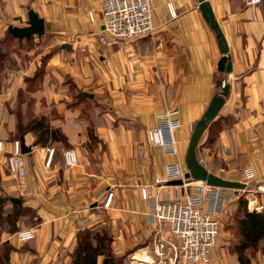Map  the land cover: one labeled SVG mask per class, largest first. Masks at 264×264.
Segmentation results:
<instances>
[{
  "label": "crops",
  "instance_id": "obj_1",
  "mask_svg": "<svg viewBox=\"0 0 264 264\" xmlns=\"http://www.w3.org/2000/svg\"><path fill=\"white\" fill-rule=\"evenodd\" d=\"M206 1L227 43L228 74L218 70L222 54L198 0H149L153 34L109 46L97 39L103 0H0V37L9 26L26 25L30 9L44 20L45 46L40 48L47 55V76L33 96L39 106L46 102L43 111L37 109L42 114L52 109L58 114L50 123L66 135L77 157V163L68 166L62 157L67 148L34 145V134L27 133V189L22 196L0 159V195L20 198L39 218L34 238L26 243L9 240L6 230L0 233V245L7 240L15 248L25 244L11 252V264H67L76 232L103 226L112 232L115 252L131 249L137 255L149 250V257L152 199L142 198L141 186H148L150 196L160 200H182L193 189L156 185L154 179L168 163L185 166L193 126L219 91L218 80L229 84V94L212 120L221 118V126L211 140L207 126L196 157L209 172L246 183L248 192L264 185V0ZM168 3L175 18L169 16ZM28 62L35 70L38 60ZM71 83L90 94V109L81 100L77 104ZM82 108L87 116H81ZM172 108L178 110L180 121L175 130L179 151L167 154L147 141L146 131L159 113ZM5 142L7 155L12 141ZM50 147L56 151L45 168ZM246 169L252 176L245 175ZM107 187L112 188L113 200L104 209L100 201ZM252 200L247 208L258 210ZM223 260L238 264L235 254L220 260L222 264ZM257 261L264 264V255Z\"/></svg>",
  "mask_w": 264,
  "mask_h": 264
},
{
  "label": "built area",
  "instance_id": "obj_2",
  "mask_svg": "<svg viewBox=\"0 0 264 264\" xmlns=\"http://www.w3.org/2000/svg\"><path fill=\"white\" fill-rule=\"evenodd\" d=\"M247 1L257 3L261 0ZM167 11L171 18L177 16L170 3L167 4ZM100 21L101 29L97 39L105 46L138 40L154 32L149 0H103ZM177 115V109H166L157 115L155 124L146 131L147 141L167 154L179 151V141L175 137V130L180 125ZM5 144V140L0 138V159L4 158L5 165L15 180V189L22 196L27 189V165L24 153L21 152V140L12 141L7 155ZM53 154L54 148L50 147L44 161L45 168L50 167ZM62 156L68 166L77 163L73 149L63 150ZM186 171V167L180 162L168 163L164 166L162 175L154 179L156 185L178 179L182 180L179 186L183 188L192 185L193 189L186 192L182 200L153 198L148 186H141L142 198L152 199L154 236L149 264H209L211 261L210 252L216 244L220 219L232 201V196L223 192L224 188L185 179ZM221 171L226 172L225 169ZM244 173L247 177L252 176L250 169H246ZM256 190L264 194V185H258ZM112 200V188L107 187L100 201L101 207L109 208ZM15 236L18 242L23 243L34 238L35 230L33 227H23L15 232Z\"/></svg>",
  "mask_w": 264,
  "mask_h": 264
},
{
  "label": "trees",
  "instance_id": "obj_3",
  "mask_svg": "<svg viewBox=\"0 0 264 264\" xmlns=\"http://www.w3.org/2000/svg\"><path fill=\"white\" fill-rule=\"evenodd\" d=\"M22 39L23 38L20 39L14 36L8 29L6 33L0 37V65L4 62L3 49L8 47L10 42L16 43L19 46L23 43ZM30 39V37L24 38V41L30 42ZM7 55H9L8 51ZM9 58V61H12L11 63L14 64L15 59L13 60L12 56H9ZM46 58L47 55L44 57V62H41L40 69H36L34 74L25 77L26 85L30 86L33 84L34 86L38 83L35 87L39 86V81H42V76L40 79V73L42 68L45 67ZM0 68H3V66L1 65ZM42 72H44V70ZM72 86L73 90L76 91L74 97L76 98L75 101H77V104L81 103V101L89 103V101H87L89 99L87 94L77 90L76 86L73 84ZM34 88L31 89V91L34 90ZM220 119L221 118L212 121L209 124L208 136L210 140L215 137L218 129H220ZM50 122L51 119H48V117L43 114L31 118L24 126H21V124L16 126L19 135L12 141L16 139L22 140L25 134L32 133L35 137L34 145L45 147L49 144L60 143L62 147L69 149L68 147L70 144L66 135L60 128L52 126ZM89 137L92 138L90 130ZM55 151L56 148H54V154ZM7 205L10 206V210L4 213ZM30 212H33L34 216H32L38 223L39 218L33 208L24 206L22 200L18 203L12 201V197L9 195H0V230H3L5 224L9 226L7 230L8 233L18 231L21 229L20 224L22 220L20 218L30 214ZM234 222L238 239L232 244V253L236 255L238 264H251L253 258L259 254L264 255V210H249L247 208L246 199L239 196ZM112 244L113 236L108 226H103L99 230H92L89 228L79 229L76 232L75 246L73 251L69 254V261L67 264H127L126 258L133 250L117 253L113 249ZM24 248L25 244L19 248H15L10 242L5 241L2 250H0V264H11V252L20 251Z\"/></svg>",
  "mask_w": 264,
  "mask_h": 264
},
{
  "label": "rangeland",
  "instance_id": "obj_4",
  "mask_svg": "<svg viewBox=\"0 0 264 264\" xmlns=\"http://www.w3.org/2000/svg\"><path fill=\"white\" fill-rule=\"evenodd\" d=\"M8 28H6L5 33ZM42 36L37 37V35H32L30 36V38L32 39V41L30 39V42H25L23 38L22 39L23 43H21L19 46L16 43L10 42L8 47L3 49L4 62L1 63L3 68H0V138L5 139L9 142L15 139L16 136L19 135V133L16 130V126L20 124L21 126H24L29 119L42 114L41 112L43 111L42 106H44V103H46L43 102V104L39 106L37 99L33 96V93H35V91L41 89L43 80L45 76H47L45 67L42 68V71L44 70V72L41 71L40 73L41 74L40 79L42 76V81H39V86L35 87V85H38V83L35 84L34 86L33 84L29 86L26 85L25 83V77L34 74L36 69H40L41 62L42 61L44 62L45 56L42 53L43 50L40 48V46H45ZM7 51L9 55H7ZM9 56H12L13 60L15 59L14 64L11 63L12 61H9L10 59ZM35 58L38 60V63L37 64L34 63L35 66L34 67L35 70H34L33 66L31 67V64H29L28 61L33 62L34 60H36ZM63 80L66 79L64 78ZM68 85L71 87V93L74 95L76 91L73 90L72 83ZM32 87L35 88L34 90L31 91V89H33ZM38 107L41 108V111L37 110ZM85 107L87 109H90L91 105L89 103H85ZM57 115L58 114L55 112V110L52 109L49 111V114L45 116H47L48 119H52ZM87 115H88L87 110H84L82 108L81 116H87ZM49 145H55L57 148L62 147L60 143H56V144L53 143ZM7 147H9V145L6 143V148ZM189 182H193V181H189ZM190 186L192 187V185ZM190 186L184 189L188 190ZM223 192H226V194L231 195L232 201L229 202L226 211L221 216L219 234L217 236L216 244L213 250L210 252V257L212 259L209 264H222L220 260L228 257L229 254H233L231 247L232 244L238 239V234L234 227L235 225L234 217L235 214L237 213V204H238L239 196L244 197L247 201V204L250 203L251 199L255 200L252 201L254 202V205L256 204L258 205L257 206L258 210H264V194L260 193L257 190L256 192L251 193L248 192L246 189L235 191L234 189L224 188ZM232 192H234L233 195ZM9 210H10V206L7 205L6 209L4 210V213L8 212ZM32 215L34 216L33 212H30V214L20 218L22 220L20 224V228H22V225L27 227L29 226L34 227L36 225L37 220H34ZM8 227H9L8 225L4 224V228L3 230H0V233L5 230L7 231ZM9 240H14V242L17 243L18 240L16 239L15 232L9 235ZM9 240H7V242ZM3 243L4 242H2V244L0 245V250H2ZM134 251L135 250H133L132 253L128 255V257L126 258L127 264H149V262L147 261L150 258L145 257L146 253L149 254V250H144V252L138 250L141 252L137 255L133 254ZM133 255L135 256V258ZM258 256H256L253 259L257 261ZM216 261L218 262L216 263ZM225 263H226L225 260H223V264ZM257 264L260 263H258L257 261Z\"/></svg>",
  "mask_w": 264,
  "mask_h": 264
},
{
  "label": "water",
  "instance_id": "obj_5",
  "mask_svg": "<svg viewBox=\"0 0 264 264\" xmlns=\"http://www.w3.org/2000/svg\"><path fill=\"white\" fill-rule=\"evenodd\" d=\"M198 9L200 10L205 22L209 27L215 32L218 47L222 54L218 61V70L222 71L224 74H228L231 71V62L227 56V43L225 38L219 28V25L213 15L211 6L206 0H198ZM8 30L17 38H29L32 35L42 36L44 34V20L40 17L37 12L30 9L28 11L27 25L25 26H10ZM217 86L219 91L216 92L212 99L210 100L206 110L204 111L202 117L194 124L186 152H185V167L187 169L184 174L185 179L199 180L203 181L208 185H213L221 188H229L238 190H245L247 184L241 181L230 180L222 178L212 172H209L197 159L195 149L198 142L204 133L207 126L212 120L218 115L219 110L224 104L225 98L229 94V84L224 80H218ZM90 95V94H87ZM30 150L23 141L21 140V152L27 153ZM169 184L181 185L182 180H172ZM12 201L21 202L20 198L12 197ZM96 204L94 203L93 206Z\"/></svg>",
  "mask_w": 264,
  "mask_h": 264
},
{
  "label": "bare ground",
  "instance_id": "obj_6",
  "mask_svg": "<svg viewBox=\"0 0 264 264\" xmlns=\"http://www.w3.org/2000/svg\"><path fill=\"white\" fill-rule=\"evenodd\" d=\"M137 260H138V259H137ZM147 262H150V259H149ZM147 262H146V263H147Z\"/></svg>",
  "mask_w": 264,
  "mask_h": 264
}]
</instances>
